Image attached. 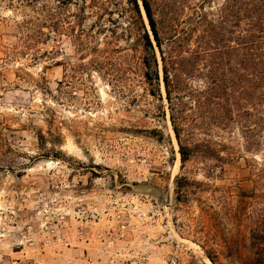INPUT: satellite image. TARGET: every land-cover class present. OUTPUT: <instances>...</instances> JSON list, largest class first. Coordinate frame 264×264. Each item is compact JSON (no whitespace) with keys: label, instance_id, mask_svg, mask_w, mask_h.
<instances>
[{"label":"rangeland","instance_id":"obj_1","mask_svg":"<svg viewBox=\"0 0 264 264\" xmlns=\"http://www.w3.org/2000/svg\"><path fill=\"white\" fill-rule=\"evenodd\" d=\"M103 1L0 0V264L264 260V135L253 150L235 129L213 138L220 162L182 165L142 33Z\"/></svg>","mask_w":264,"mask_h":264},{"label":"trees","instance_id":"obj_2","mask_svg":"<svg viewBox=\"0 0 264 264\" xmlns=\"http://www.w3.org/2000/svg\"><path fill=\"white\" fill-rule=\"evenodd\" d=\"M123 1L130 24L142 33L143 77L161 100L164 85L182 165L198 156L220 162L223 158L213 147V138L235 129L249 148L260 150L264 0H224L215 9L214 0ZM92 4L106 5L103 0ZM120 79L124 81L123 77L115 81ZM161 114L165 117L164 111ZM254 225L252 247L261 250L264 216ZM253 264H264L261 254Z\"/></svg>","mask_w":264,"mask_h":264}]
</instances>
